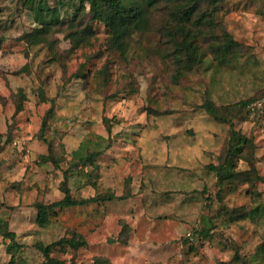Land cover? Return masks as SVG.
I'll list each match as a JSON object with an SVG mask.
<instances>
[{
    "label": "clouds",
    "instance_id": "9594fccd",
    "mask_svg": "<svg viewBox=\"0 0 264 264\" xmlns=\"http://www.w3.org/2000/svg\"><path fill=\"white\" fill-rule=\"evenodd\" d=\"M0 264H264V0H0Z\"/></svg>",
    "mask_w": 264,
    "mask_h": 264
}]
</instances>
